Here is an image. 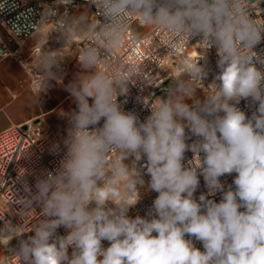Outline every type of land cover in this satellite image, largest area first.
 I'll return each instance as SVG.
<instances>
[{"label":"clouds","instance_id":"9594fccd","mask_svg":"<svg viewBox=\"0 0 264 264\" xmlns=\"http://www.w3.org/2000/svg\"><path fill=\"white\" fill-rule=\"evenodd\" d=\"M86 3L96 12L84 7L69 14L74 0H54L42 5L36 22L40 48L30 65L32 103L42 104L52 81L62 84V64L74 56L80 71L63 87L77 110L59 113L69 125L59 167L37 179L35 192L26 169L18 176L27 193L11 201L22 205L13 213L20 223L0 215V247L10 252L6 256L16 264H264V67H257L264 66V56L254 51L264 39V23L251 16L261 11L260 0ZM131 17L166 34L160 46L167 47L164 56H179L196 37L203 50L199 59H180L179 74L163 97L139 98L150 109L143 121L118 102L130 83L153 85L157 77L145 71V63L128 64L116 55ZM44 25L51 27L42 32ZM53 38L61 45L57 49L48 47ZM140 39L133 34L134 42ZM73 46L75 55L65 53ZM212 46L219 72L205 87V52ZM241 100L255 106L250 117L238 107ZM51 150L59 152L60 144ZM188 151L193 157L185 164ZM142 168L150 176L147 189L158 195L146 217L132 218L129 209L145 185ZM232 173L235 187L225 190L220 178ZM200 176L207 196L222 193L219 203L205 194L195 198ZM60 227L67 235H58ZM25 233L34 234L25 239ZM13 238L18 244L9 249Z\"/></svg>","mask_w":264,"mask_h":264},{"label":"built area","instance_id":"2783aa9c","mask_svg":"<svg viewBox=\"0 0 264 264\" xmlns=\"http://www.w3.org/2000/svg\"><path fill=\"white\" fill-rule=\"evenodd\" d=\"M54 0H0V62L6 57H13L24 62V58L21 53V46L25 40L31 37L35 33L36 22L40 19V13L43 11L42 5H51ZM79 4H85L89 7L90 14L96 12V8L93 5H88L86 0H74L73 5L68 6L69 14H72ZM258 8L260 12H251L253 19H258V22L264 23V0H260ZM65 10L64 6H59L60 13ZM103 19L102 17H98ZM140 25L137 22L136 17H131L128 22V33L125 36L124 44L120 49H117L116 55L124 60L128 64H143L145 63V71L151 72L153 76L157 75L153 85H147L141 81H137L135 84H129V91L125 96L118 97V102L123 109L132 111L138 115L141 121H143L148 115H150V109L146 108L140 97H151L153 100L159 97L158 91L163 89L161 82L167 78H160L163 69L169 64H178L181 58L186 57L189 60L199 59L203 55V50L200 45H196L200 40V37L191 39L189 44L191 47H181L180 55L177 57L164 56L167 54V47L162 46L166 43V34L160 35L155 26H142L143 32L141 39L133 41L132 36L136 33L132 25ZM47 29L51 25H44L41 28ZM153 33L157 35L154 36ZM157 36L159 39H157ZM264 36V34H262ZM61 45L53 38L49 40L48 47L57 49ZM160 47V48H159ZM40 45L34 46L31 53L35 57L39 51ZM158 48V49H157ZM254 51L264 56V39L255 46ZM205 59L207 61V69L209 72L208 77H215L218 74L219 69L217 67V50L215 46L207 49L205 52ZM201 64L205 63V60L200 61ZM158 64V65H157ZM257 67H264L257 63ZM29 73L28 87L31 89L32 82L34 80V73L31 71V67L25 64L24 67ZM63 73L67 72L69 65L67 62L62 64ZM160 84V85H159ZM147 102V100H146ZM153 103L155 101H152ZM249 101L241 100L238 107L245 112L247 116H251L252 111L255 110V106H249ZM67 124L59 130H31L28 125H11L0 130V215H4L6 220H10L14 225L20 223V217L13 213H18L22 208V205L15 204L12 201L27 196L24 190L23 183L18 180L20 173L27 170L26 181L33 192L36 191L35 183L38 178H42L45 171H54L59 167L60 160L63 158L66 149L63 145V139L67 135ZM102 126V122H101ZM187 131V129H186ZM195 137H192L188 143H191ZM60 144V151L53 153L52 146L54 144ZM29 155H26L28 154ZM193 157L192 152L188 151L185 154L184 163L187 164L188 160ZM146 163V160L140 162L141 165ZM142 175L145 180L144 187L140 188L141 199L137 204L129 209L128 215L135 218L137 215L146 217L148 211L152 208L153 201L158 193L148 190L147 184L150 180V176L147 174L146 169L142 168ZM236 173L231 175L222 176L221 182L225 185V190L229 185H232ZM199 188L195 193V198L198 200L201 194L207 196L208 189L206 187L203 176L199 177ZM208 199H213L217 203L222 199V193L217 192L214 196H207ZM37 213L40 212V208L35 206ZM243 211L244 209H240ZM35 211L30 214L29 217V229L31 227L32 217L35 216ZM4 221H0V227L3 226ZM58 235H67L66 230L60 227L57 230ZM34 233H25L23 238H27L28 235ZM155 235V233H154ZM186 239L189 238L187 235ZM195 247L203 251V245L200 241H196L193 238ZM18 240L13 238L8 245V248L16 247ZM103 247L109 246L108 241H102ZM0 250V264L7 259L9 264H16L15 258L7 257L10 252L1 247ZM71 247L69 248V254H71Z\"/></svg>","mask_w":264,"mask_h":264},{"label":"crops","instance_id":"0c3cea01","mask_svg":"<svg viewBox=\"0 0 264 264\" xmlns=\"http://www.w3.org/2000/svg\"><path fill=\"white\" fill-rule=\"evenodd\" d=\"M84 7L88 6L81 4L72 14H78ZM46 30V27L41 28L42 32ZM34 35L25 40L20 49L24 63L29 67L34 58L31 51L34 46L40 45ZM64 51L75 55L77 50L73 46ZM64 61L69 69L63 73L62 84L52 81V87L43 96L39 107L32 103L33 93L28 87L30 73L22 67V63L13 57H6L0 62V130L11 125H28L31 130H59L67 124V120L59 115L60 111L77 110V106L63 85H67L80 68L74 56L66 57Z\"/></svg>","mask_w":264,"mask_h":264},{"label":"rangeland","instance_id":"374dc122","mask_svg":"<svg viewBox=\"0 0 264 264\" xmlns=\"http://www.w3.org/2000/svg\"><path fill=\"white\" fill-rule=\"evenodd\" d=\"M81 4H79L77 6V9H79V6ZM77 12V10H76ZM132 28L133 30L136 32V33H139V34H142L143 32V27L142 26H139V25H136V24H133L132 25ZM179 65L178 64H169L168 66H166L161 75H160V78H164V77H167L165 78L162 82H161V86H164L163 89L159 90L158 91V94H159V97H163L165 95L164 93V90L166 89V87H168L170 84H171V79L173 77H175L176 75L179 74ZM214 79V77H208V78H205L204 80V85L205 87H207L209 84H211L212 80ZM160 85V84H159ZM207 91V90H206ZM197 97L203 99L204 98V93H203V90L202 89H198L197 90ZM188 103H192L191 100L187 101ZM103 123V121H101Z\"/></svg>","mask_w":264,"mask_h":264}]
</instances>
